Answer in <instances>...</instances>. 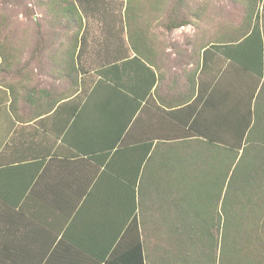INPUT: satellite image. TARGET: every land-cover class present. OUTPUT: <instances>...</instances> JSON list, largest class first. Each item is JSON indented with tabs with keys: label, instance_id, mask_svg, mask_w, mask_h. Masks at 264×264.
<instances>
[{
	"label": "crops",
	"instance_id": "crops-1",
	"mask_svg": "<svg viewBox=\"0 0 264 264\" xmlns=\"http://www.w3.org/2000/svg\"><path fill=\"white\" fill-rule=\"evenodd\" d=\"M24 16L23 1L0 0V264H140L138 238L150 253L178 239L185 191L199 187L194 154L168 144L216 130L232 142L226 120L252 75L210 39L165 47L143 25L131 42L114 26L78 57L81 41L36 39Z\"/></svg>",
	"mask_w": 264,
	"mask_h": 264
},
{
	"label": "trees",
	"instance_id": "trees-1",
	"mask_svg": "<svg viewBox=\"0 0 264 264\" xmlns=\"http://www.w3.org/2000/svg\"><path fill=\"white\" fill-rule=\"evenodd\" d=\"M99 1L51 0L52 9H48L47 17L42 20L32 17V13L39 11L38 5L34 4L35 8L25 5L23 9L36 25V39L58 37L60 26L53 17L62 15L69 31L76 26L73 36L71 31V38L76 46L81 41L80 57L89 40V29L85 26L84 17L100 12L103 13L101 17H104L109 13L107 8L100 7ZM183 15L176 10L169 13L165 24L169 31L189 23ZM108 21L106 19L105 23L109 24ZM141 26H136V29ZM126 29L131 42L134 29ZM216 47L223 48L232 62L258 76L259 81L264 76V36L259 21L254 23L251 32L241 41L218 44ZM135 58L140 59L138 55ZM257 85L248 94L247 102L244 98L240 99L241 111L238 107L233 108V118L226 120L228 127L225 134L231 136L232 142H217L222 140L223 134L216 130L215 135L208 136V140H200L199 144H168L167 152L188 151L194 154L188 157L193 156L195 167L202 172L198 178L199 187L197 191H185L184 202L188 207L185 206L184 213L187 220L177 225L178 239L169 240L168 244L167 241L157 242L150 253L148 248V251L144 250V240L138 238L140 264H264V81L258 93ZM152 146L151 143L150 148ZM154 150L158 152L156 146ZM148 155L147 148L142 163L138 165L134 177H131L132 184L139 187L140 194L143 162L155 157L154 154ZM162 156L163 167L173 166L172 156L163 153ZM184 159L187 160L186 157ZM186 160L185 163L188 162ZM140 199L142 201V195ZM191 212L192 218L189 216ZM161 242H165L164 245ZM174 249L176 253L172 255Z\"/></svg>",
	"mask_w": 264,
	"mask_h": 264
},
{
	"label": "rangeland",
	"instance_id": "rangeland-1",
	"mask_svg": "<svg viewBox=\"0 0 264 264\" xmlns=\"http://www.w3.org/2000/svg\"><path fill=\"white\" fill-rule=\"evenodd\" d=\"M21 1L24 3L23 7L28 5L29 7L35 8L34 4L38 5L39 15L36 18H40L41 20L47 17L48 9H52V5L50 4L51 0ZM18 3V7L16 8L17 11L20 10V1H18ZM98 3L101 8H107L109 13L104 17H101L103 15L102 12H100V14L96 13L95 15L92 14L84 17L85 26L89 29L88 37L90 39V48L88 49V56L91 57V59L95 55L94 48L97 39L103 36L106 38L112 37L111 34H113V32H111V30L114 29V26L115 28L122 27L119 28L118 31L122 29L121 32H123L127 27L133 30L136 26L143 25L146 26L149 31H152V33H154L152 34L153 37L162 42L165 47L175 44L174 48L183 49L186 48L191 41H202V38L210 39L217 44L239 42L251 32L254 23L257 21L261 24L264 36V0H100ZM14 7H10L9 11ZM174 10L184 14L185 16H183L187 17L189 23L188 26L177 29L175 32L176 35L173 37L169 35L171 31H169L165 24L168 21L169 13H173ZM258 13L260 16H257ZM129 17L131 25H129ZM62 18V15H60L59 18L53 17L58 27L60 26L59 33L65 31L66 34H71L72 31L73 36V31L76 30V26L74 30L71 29V31H69L66 28V21ZM20 19L24 20L25 25L32 24V21L28 18L26 13L25 16ZM106 19L109 20V24L105 23ZM23 20L14 21V24L20 23L22 25ZM110 25H112V27L108 28ZM149 31L148 33H150ZM28 33H30V31L26 32V36ZM9 34H13V32ZM91 62H93V60ZM249 74L252 76H250L251 78L248 80V94L253 92L252 85H256L257 83L258 93L264 81V76L259 81L258 76L250 72ZM257 93H255V95ZM244 99L246 100L245 102H247L248 95H246ZM254 101L255 97L253 99V104ZM240 152H242V150H240ZM217 240L219 241V236ZM161 243L164 245L165 242ZM175 253L176 250L174 249L172 255ZM156 258H158V256H156ZM177 260H179L178 256Z\"/></svg>",
	"mask_w": 264,
	"mask_h": 264
}]
</instances>
